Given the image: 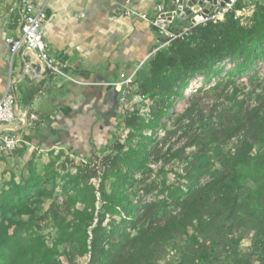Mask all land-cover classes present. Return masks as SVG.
<instances>
[{
	"label": "trees",
	"instance_id": "obj_1",
	"mask_svg": "<svg viewBox=\"0 0 264 264\" xmlns=\"http://www.w3.org/2000/svg\"><path fill=\"white\" fill-rule=\"evenodd\" d=\"M250 5L238 0L223 20L193 27L141 67L135 95L150 103L148 116L138 105L126 113L127 145L115 142L100 166L77 168L61 187L53 178L52 191L32 170L24 182L12 174L0 194V264H157L166 251L177 257L169 264H264V98L247 107L236 83L264 62V3L237 14ZM199 75L216 85L174 117ZM174 161L183 165L176 183L149 182L153 166L163 172ZM134 183L138 201L128 193ZM155 192L163 198L148 201ZM43 199L52 203L35 220ZM42 223L55 230L51 243Z\"/></svg>",
	"mask_w": 264,
	"mask_h": 264
},
{
	"label": "crops",
	"instance_id": "obj_2",
	"mask_svg": "<svg viewBox=\"0 0 264 264\" xmlns=\"http://www.w3.org/2000/svg\"><path fill=\"white\" fill-rule=\"evenodd\" d=\"M34 1L46 6L44 39L74 81L51 77L33 54L22 52L11 63L6 39L16 36L17 29L11 12L6 39L0 41V97L12 73L22 110L25 113L30 105L29 115L38 118L18 132L28 151L43 156L55 151L86 159L96 156L123 122L124 99L132 102L135 96L119 85L121 74L145 66L151 52L165 43L163 34L150 22L118 13L129 9L153 20L164 0ZM192 21V17H176L170 30L183 31ZM28 65L34 72L25 71ZM2 161L0 156V164Z\"/></svg>",
	"mask_w": 264,
	"mask_h": 264
},
{
	"label": "rangeland",
	"instance_id": "obj_3",
	"mask_svg": "<svg viewBox=\"0 0 264 264\" xmlns=\"http://www.w3.org/2000/svg\"><path fill=\"white\" fill-rule=\"evenodd\" d=\"M14 0H0V41L6 39L5 33H8L9 23L13 19L11 14V9L13 7ZM9 48L10 46L7 45ZM11 54V52H10ZM226 68H231L232 64L227 61L225 64ZM225 76V73L222 75ZM217 80H211L206 82L203 76L199 75L191 81L190 88L185 92V100L177 101L174 104L171 114L175 117L176 115L182 114L189 105V101L196 94V91L200 88L204 90H209L210 88L216 85ZM238 88L241 90L238 100H246L247 107L256 106L258 99L260 97L264 98V62L259 63L254 71L247 77L236 79ZM214 93L210 94L213 96ZM213 97L206 98L205 102H210ZM137 105L140 107V115L147 118L149 113L148 101L143 100L139 101V98H136ZM134 103V102H133ZM169 125V121L165 120ZM129 131L119 125L117 129L113 132L112 140L109 142V145L103 150H100L98 155L93 157L81 158V157H71L70 155L65 154L63 151L51 152L48 156L39 155L37 152L28 151V149L18 151H0V156L3 158L2 163L0 164V194L6 189V184L10 181L12 174H15L18 182L27 181L30 178L29 172L32 170L38 176L43 179L42 187L52 191L54 189L53 178H55L56 184L60 187L62 186L61 179L67 175L75 174L77 168H85L87 165L100 166L103 159L106 155H115V142L121 144H126ZM163 133H160L158 138H162ZM153 172L150 174L149 182H155L157 184H162L163 181L168 184L176 183L178 180V174L182 173L183 165L176 161L166 165L163 169V172L160 171L159 166H153ZM86 173V172H84ZM140 180V176L137 178ZM95 187H98L99 180L95 179L92 181ZM128 193L133 195V200L138 201L142 198V193L140 192V185L134 183L127 186ZM55 197L57 202L63 203L64 198L61 195V189H55ZM163 197L159 195L158 192L153 193L148 198V201L160 200ZM52 201L49 199H43L35 205V217L37 220L39 217L43 216L47 210L50 208ZM98 205V204H97ZM23 220H29V217H24ZM42 226H45V223H42ZM43 236L47 239L49 243L55 238V230L50 227H44L42 231ZM251 242L247 238L240 246V251L242 253H247L251 247ZM176 260L177 257L173 255V252L166 251V256L164 260H161L157 264H169L170 260ZM61 264H68L64 257L60 259ZM80 264H85L84 261H78Z\"/></svg>",
	"mask_w": 264,
	"mask_h": 264
},
{
	"label": "built area",
	"instance_id": "obj_4",
	"mask_svg": "<svg viewBox=\"0 0 264 264\" xmlns=\"http://www.w3.org/2000/svg\"><path fill=\"white\" fill-rule=\"evenodd\" d=\"M238 0H229L225 7L220 9L218 12L213 10L209 15L202 16L200 13H196L192 17V24L189 28L183 31L170 30V26L173 24V20L178 15H173L170 18L166 17L164 10L159 8L158 15L152 20L146 14H140L136 11L125 9L124 12H119V16H125L130 18H140L142 20L150 22L153 26L159 29V32L163 34L165 43L161 47L154 49L149 55L150 60H152L157 51L167 47L171 41L182 37L185 33L190 31L193 27L197 25H205L209 20L221 21L224 15L228 11H232ZM251 5L244 8L241 11H237L239 16H250L254 11V3L262 2L264 0H247ZM11 12L15 14L17 19V29L16 36L6 39V44L10 46V52L12 55L11 63L14 62L15 57L20 53L33 54L36 55L39 62L42 64L44 70L51 77H61L68 81H74V79L68 75L67 67L64 63L59 61L56 57L51 54V47L44 39L43 26L47 21L46 6H39L34 0H14ZM187 16V15H186ZM189 17V16H188ZM203 17V18H202ZM142 65L132 71L129 75L122 73L120 78V86L127 87L131 90L132 94L135 95L137 91V81L136 77L140 71ZM23 69V68H22ZM29 69H34L32 66H25V71L28 72ZM17 78H13L11 73V78L8 82L7 89L5 93L0 97V130L5 127L17 126L21 121V117L24 114L22 110L21 103L17 97ZM136 98L139 101H143L140 97L135 95L133 101H128L124 99V104L126 108L124 109V116L127 112L134 111V105H137ZM134 102V103H133ZM38 121L36 115H29V122L33 123ZM20 125V124H19ZM125 128V127H124ZM24 140L17 132H11L7 130H2L0 132V151H15Z\"/></svg>",
	"mask_w": 264,
	"mask_h": 264
},
{
	"label": "water",
	"instance_id": "obj_5",
	"mask_svg": "<svg viewBox=\"0 0 264 264\" xmlns=\"http://www.w3.org/2000/svg\"><path fill=\"white\" fill-rule=\"evenodd\" d=\"M228 2L229 0H164L161 9L168 10L165 14L167 18H170L173 15H178L180 18H184L186 15L189 17H193V15L196 13H200L199 15L206 16L209 15L213 10H215V12H218L220 9L224 8L226 3ZM157 31L159 32L158 28ZM29 111L30 105L22 115V123L20 125L5 127L1 129L0 132L2 130H7L18 133L26 129L29 122Z\"/></svg>",
	"mask_w": 264,
	"mask_h": 264
}]
</instances>
